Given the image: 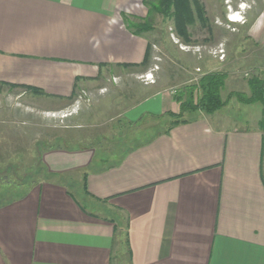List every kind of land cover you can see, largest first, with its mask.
Returning <instances> with one entry per match:
<instances>
[{
	"label": "crops",
	"instance_id": "1",
	"mask_svg": "<svg viewBox=\"0 0 264 264\" xmlns=\"http://www.w3.org/2000/svg\"><path fill=\"white\" fill-rule=\"evenodd\" d=\"M144 2L0 0V102L58 113L113 69L147 72L154 31L124 20L144 22ZM231 4L232 19L252 18L239 41L264 50V0ZM177 93L155 90L117 117L113 145L41 152L43 178L2 190L0 264H264V120L232 128L201 113L167 132Z\"/></svg>",
	"mask_w": 264,
	"mask_h": 264
},
{
	"label": "rangeland",
	"instance_id": "2",
	"mask_svg": "<svg viewBox=\"0 0 264 264\" xmlns=\"http://www.w3.org/2000/svg\"><path fill=\"white\" fill-rule=\"evenodd\" d=\"M200 1L205 6L215 32L211 33L199 24L191 27L196 45L182 44L171 20L155 13L148 19V23L155 29L149 35L155 47H152L147 72L141 73L142 69L120 72L113 69L109 79L80 90L69 108L58 113L49 114L30 109L16 97H8L0 102V107L7 110L0 115V203L10 199L2 192L4 188L29 186L44 177L40 166V154L44 150L52 146L78 148L95 146L98 143L115 144V124L118 123L116 118L121 114L124 117L125 112L155 90L180 92L185 86L196 83L203 74L217 68L229 75L222 91L226 100L232 92H249L243 88L248 79L253 76L264 77V50H259V45L254 41H239L246 34L240 26H247L252 18L246 19L243 16L244 22L234 23L236 27H233L229 15L235 8L231 4V10L229 9L228 0ZM241 6L239 4L238 8ZM240 18L235 19L241 21ZM226 30L233 32L229 35L230 40L224 33ZM213 34L217 41L224 42L223 61L213 55L221 47L212 45ZM185 47L189 48L185 50ZM149 74L153 77L152 83L145 81V76ZM15 110H27L24 111L28 112L26 120H21L23 117L19 114L14 117L11 113ZM71 115L74 116L75 129L68 133L64 128L72 124L66 122V116ZM186 117L192 116L186 114ZM220 117L224 121L228 120L226 124L232 128L251 126L255 121L264 120V107L261 104L245 105L232 99L226 108L210 118L219 124L224 122ZM70 119L72 120L71 117ZM124 132L129 131L126 129ZM55 137H59V141Z\"/></svg>",
	"mask_w": 264,
	"mask_h": 264
},
{
	"label": "trees",
	"instance_id": "3",
	"mask_svg": "<svg viewBox=\"0 0 264 264\" xmlns=\"http://www.w3.org/2000/svg\"><path fill=\"white\" fill-rule=\"evenodd\" d=\"M145 5L149 9V17L140 23L130 22L127 17L124 20L128 28L134 30V34L142 35L153 32L155 29L148 22L153 14H158L174 24L177 38L186 46L196 45L191 27L198 24L212 33L213 26L210 24L205 6L200 0H156L155 2L145 0ZM152 47L149 45L141 67H149L151 61ZM124 67H129L125 65ZM229 80V75L225 71L216 70L205 73L196 83L185 86L182 91L177 93V102L180 103V113L171 114V126L167 132L174 127L189 123L197 118L201 113L206 116H213L226 108L232 99H236L245 105L261 104L264 107V77L253 76L247 80L250 94L243 92H232L224 100L222 91L225 89ZM186 114L192 117H186ZM194 116V117H193ZM52 146L48 149H52ZM81 148V147H80ZM85 148V147H82Z\"/></svg>",
	"mask_w": 264,
	"mask_h": 264
},
{
	"label": "built area",
	"instance_id": "4",
	"mask_svg": "<svg viewBox=\"0 0 264 264\" xmlns=\"http://www.w3.org/2000/svg\"><path fill=\"white\" fill-rule=\"evenodd\" d=\"M237 14H239V12L237 13ZM234 15V14H233ZM233 15H229V21L231 22V23H243L244 22V17L243 16H241V18L240 19H242L241 21L240 20H236V19H232L231 17L233 16ZM236 21H238V22H236ZM240 21V22H239ZM189 47H185L184 49L186 50V49H188ZM213 55L215 56V57H218L221 61H223L224 59H225V53H224V50L222 49V46L220 47V49L218 50V51H214L213 52ZM153 80V77H152V75L151 74H149V75H146L145 76V81L147 82V83H152L151 81ZM174 94L176 93V92H173Z\"/></svg>",
	"mask_w": 264,
	"mask_h": 264
},
{
	"label": "bare ground",
	"instance_id": "5",
	"mask_svg": "<svg viewBox=\"0 0 264 264\" xmlns=\"http://www.w3.org/2000/svg\"><path fill=\"white\" fill-rule=\"evenodd\" d=\"M236 22H238V21H236ZM240 22V21H239Z\"/></svg>",
	"mask_w": 264,
	"mask_h": 264
}]
</instances>
